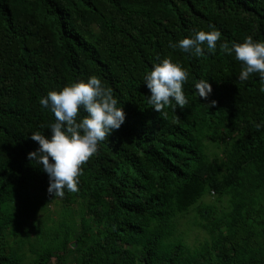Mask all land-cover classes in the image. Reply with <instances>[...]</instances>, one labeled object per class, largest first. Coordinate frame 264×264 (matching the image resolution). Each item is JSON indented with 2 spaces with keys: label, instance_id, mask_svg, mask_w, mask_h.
<instances>
[{
  "label": "trees",
  "instance_id": "trees-1",
  "mask_svg": "<svg viewBox=\"0 0 264 264\" xmlns=\"http://www.w3.org/2000/svg\"><path fill=\"white\" fill-rule=\"evenodd\" d=\"M0 264H264V0H0Z\"/></svg>",
  "mask_w": 264,
  "mask_h": 264
},
{
  "label": "rangeland",
  "instance_id": "rangeland-1",
  "mask_svg": "<svg viewBox=\"0 0 264 264\" xmlns=\"http://www.w3.org/2000/svg\"><path fill=\"white\" fill-rule=\"evenodd\" d=\"M211 156H218L220 157L221 151L210 145L209 147ZM40 197H43L42 194H37ZM212 200L210 202L215 201V199L211 198ZM210 200V199H209ZM20 206H18V209ZM79 207H76V209ZM19 212H21V209H19ZM62 212V207L58 202H54L49 204V206L46 207L45 210H40V212L37 213V215H33L31 213H28V217L26 218L27 223H24V227H30L35 224L38 227L42 228L44 227V223H47L48 226V216L52 218L53 220H58L60 218V214ZM25 215V214H24ZM195 211H191L190 214H187L184 218H181L179 220V230L184 233L185 241L188 245H193L197 241L200 242L205 239V233L197 226V219H196ZM79 219L80 216L78 215V219L76 220V225L78 227L79 225ZM33 236V234H32ZM76 244L75 242L72 244V246ZM25 252H28V249L25 250ZM54 261V260H53ZM69 261H73V256L69 257Z\"/></svg>",
  "mask_w": 264,
  "mask_h": 264
},
{
  "label": "water",
  "instance_id": "water-1",
  "mask_svg": "<svg viewBox=\"0 0 264 264\" xmlns=\"http://www.w3.org/2000/svg\"><path fill=\"white\" fill-rule=\"evenodd\" d=\"M75 247H76V244L73 245V248H75Z\"/></svg>",
  "mask_w": 264,
  "mask_h": 264
}]
</instances>
